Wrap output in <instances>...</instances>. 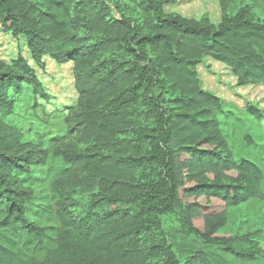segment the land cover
Returning a JSON list of instances; mask_svg holds the SVG:
<instances>
[{
    "label": "trees",
    "instance_id": "1",
    "mask_svg": "<svg viewBox=\"0 0 264 264\" xmlns=\"http://www.w3.org/2000/svg\"><path fill=\"white\" fill-rule=\"evenodd\" d=\"M165 2L0 0L2 26L38 65L73 62L85 145L22 157L16 96L42 87L24 57L0 62V264H264L251 247L264 227L231 226L235 208L264 201L263 171L235 159L224 103L197 69L209 56L238 85H264V19L255 2L231 18L222 0L217 25L166 14ZM172 215L180 224L168 233ZM143 229L157 236L141 242Z\"/></svg>",
    "mask_w": 264,
    "mask_h": 264
},
{
    "label": "rangeland",
    "instance_id": "2",
    "mask_svg": "<svg viewBox=\"0 0 264 264\" xmlns=\"http://www.w3.org/2000/svg\"><path fill=\"white\" fill-rule=\"evenodd\" d=\"M114 5L116 0H108ZM253 12L264 19V0H229V16L235 18L239 5L254 3ZM166 14H180L187 18L206 19L217 25L224 16L222 0H166ZM116 17L118 13L114 12ZM22 56L35 70L42 91L34 93L27 88L16 96L14 114L11 120L24 132L21 142L27 143L19 151L22 157L40 156L41 149L82 150L85 145L80 141L82 115L76 108L79 92L75 84L73 62H60L45 55L44 65H38L29 50L24 36L13 35L0 22V62L10 64ZM202 88L219 96L223 112L219 114L222 132L237 161L250 158L258 161L264 174V117L257 120L250 114V106L258 107L264 114V85H238L237 76L229 65L205 56L197 66ZM251 142V143H250ZM259 152L260 160L252 157ZM30 168V167H29ZM264 193V179L261 185ZM232 227L236 232L264 227V201H252L235 208L232 212ZM141 223L146 222L141 216ZM179 219L172 215L162 221L164 231L171 233L179 228ZM141 242H151L157 233L143 229ZM264 253V240L251 246Z\"/></svg>",
    "mask_w": 264,
    "mask_h": 264
},
{
    "label": "crops",
    "instance_id": "3",
    "mask_svg": "<svg viewBox=\"0 0 264 264\" xmlns=\"http://www.w3.org/2000/svg\"><path fill=\"white\" fill-rule=\"evenodd\" d=\"M253 150H255V146L251 147L252 157L256 158V160H260L261 157L259 156V154H262V153H259L258 151L257 152H253ZM261 151L264 152V149H261ZM248 159H250V158H248ZM254 162L259 164L258 161H254Z\"/></svg>",
    "mask_w": 264,
    "mask_h": 264
}]
</instances>
